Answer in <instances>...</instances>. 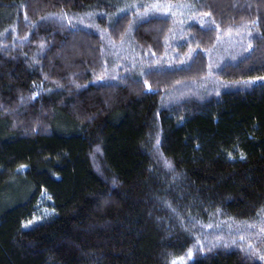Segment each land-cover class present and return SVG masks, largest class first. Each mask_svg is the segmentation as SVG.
Listing matches in <instances>:
<instances>
[{"label": "trees", "instance_id": "1", "mask_svg": "<svg viewBox=\"0 0 264 264\" xmlns=\"http://www.w3.org/2000/svg\"><path fill=\"white\" fill-rule=\"evenodd\" d=\"M0 264H264V0H0Z\"/></svg>", "mask_w": 264, "mask_h": 264}]
</instances>
